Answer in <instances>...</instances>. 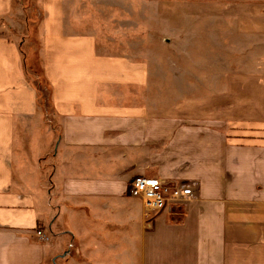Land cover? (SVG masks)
Masks as SVG:
<instances>
[{"label": "crops", "instance_id": "crops-1", "mask_svg": "<svg viewBox=\"0 0 264 264\" xmlns=\"http://www.w3.org/2000/svg\"><path fill=\"white\" fill-rule=\"evenodd\" d=\"M19 3L0 0V264H264V0H38L36 56ZM138 176L194 195L147 216Z\"/></svg>", "mask_w": 264, "mask_h": 264}, {"label": "built area", "instance_id": "built-area-1", "mask_svg": "<svg viewBox=\"0 0 264 264\" xmlns=\"http://www.w3.org/2000/svg\"><path fill=\"white\" fill-rule=\"evenodd\" d=\"M129 193L140 197L143 201L146 215L181 205L188 202L194 195L193 183H174L160 177L138 176L129 185ZM41 233V232H39Z\"/></svg>", "mask_w": 264, "mask_h": 264}, {"label": "rangeland", "instance_id": "rangeland-1", "mask_svg": "<svg viewBox=\"0 0 264 264\" xmlns=\"http://www.w3.org/2000/svg\"><path fill=\"white\" fill-rule=\"evenodd\" d=\"M21 5V7H23V10H21L20 14L17 15L18 16V26H20L21 30L25 31V32H31V36H30V39L32 41V45L33 48H35V51L36 53H34V55L36 56L37 55V50H38V43H39V36H38V31H37V26H36V22L38 21L37 18L39 17V13H38V7H37V1L38 0H18ZM93 2H99L100 0H92ZM95 5H98L100 7H102L103 5L101 4H95ZM104 7V6H103ZM28 19V20H27ZM28 21H30V24H27V28L25 29V26L24 24L27 23ZM35 22V26H32V22ZM22 24L19 25V24ZM32 24V25H31ZM29 26H32V29H28ZM31 28V27H30ZM163 29V33H160L159 37L162 38L163 36H166V29L165 27L162 28ZM31 30V31H30ZM26 34V33H25ZM29 47V46H27ZM27 49V48H26ZM165 54V50L164 52H160V54ZM162 59H164V62H160V64L164 63L163 64V68L165 69V56L162 57ZM36 67V68H35ZM34 67V70L32 71V76L34 77V80H35V83L37 85V87L39 88L40 92H39V95H40V98H39V101L40 103H44V105H48L49 102H50V97H49V90H48V86H47V83L42 80V77L40 75V63H36V66ZM37 76V77H36ZM43 81H40L39 78ZM38 78V79H37ZM194 96V95H192Z\"/></svg>", "mask_w": 264, "mask_h": 264}, {"label": "trees", "instance_id": "trees-1", "mask_svg": "<svg viewBox=\"0 0 264 264\" xmlns=\"http://www.w3.org/2000/svg\"><path fill=\"white\" fill-rule=\"evenodd\" d=\"M36 68V67H35ZM31 70V73H32V71L34 70V68H31L30 69ZM41 70V69H40ZM30 73V78H31V80H32V83L36 86V88L38 89V92H40V90H39V88L37 87V85H36V83H35V80H34V77L32 76V74ZM40 75H41V77H42V80H44L45 82H46V80L44 79V77L42 76V72L40 71ZM37 77V76H36ZM38 78H39V76H38ZM37 78V79H38ZM39 80L40 81H42L40 78H39ZM43 82V81H42ZM47 83V82H46ZM47 86H48V84H47Z\"/></svg>", "mask_w": 264, "mask_h": 264}]
</instances>
